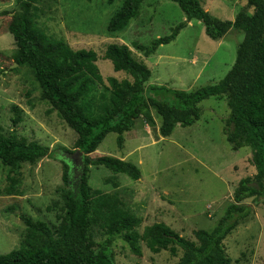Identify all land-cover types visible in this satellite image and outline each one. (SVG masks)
<instances>
[{
	"label": "rangeland",
	"instance_id": "374dc122",
	"mask_svg": "<svg viewBox=\"0 0 264 264\" xmlns=\"http://www.w3.org/2000/svg\"><path fill=\"white\" fill-rule=\"evenodd\" d=\"M24 1L0 0V131L37 140L49 146L53 155L36 163H23L15 171L0 164V253L18 248L24 239L26 225L21 213L51 224L59 222L58 213L65 203L60 157L66 149H77L76 131L42 98L33 69L16 64L18 47L9 24L23 11ZM123 1L36 0L31 12L38 27L51 38L62 39L73 49L95 50L105 79L132 78L126 71H116L105 57L111 43L127 44L133 56L148 65L152 74L147 86L194 90L219 82L234 65L245 32L232 28L223 38L214 40L206 34L201 20L188 21L173 0H144L140 15L129 27L110 34L109 19ZM201 2L222 19L233 20L245 7L253 12L247 7L248 0ZM182 22L186 25L177 37L150 56L137 48V43L150 45L154 39L171 34ZM107 85V81L96 82L85 98L97 111L110 99ZM227 100L226 94L206 98L199 104L200 119L188 126L178 124L169 136L160 134L162 118L153 109L154 125L139 118L135 127L124 133L122 146L117 142L118 133L110 132L96 151L86 155L92 161L85 172L90 193L108 195L129 213L128 225L122 229L101 227L91 215L87 234L91 248L97 249L109 239L117 264H176L183 250L178 248L177 254L152 251L142 239L146 226L165 222L189 239H195V230L216 226L234 201L240 180L256 174L251 148H235L227 140L226 120L231 113ZM14 104L21 109V120L16 125ZM106 159L121 166L113 168L104 162ZM80 174L78 166L73 173L75 180ZM12 175L18 176L20 183L16 194L8 195L6 188ZM243 203L251 204L252 212L224 240L226 252L232 264H264V204L253 198Z\"/></svg>",
	"mask_w": 264,
	"mask_h": 264
},
{
	"label": "trees",
	"instance_id": "16d2710c",
	"mask_svg": "<svg viewBox=\"0 0 264 264\" xmlns=\"http://www.w3.org/2000/svg\"><path fill=\"white\" fill-rule=\"evenodd\" d=\"M33 1L36 0L24 1L23 11L9 24L18 47L15 61L33 69L42 98L76 131V148L85 155L84 165L80 167L79 179L75 180L73 173L77 167L67 154L72 152L66 149V153H61L65 203L58 213L59 222L51 224L21 213L26 235L18 248L0 253V264H117L109 239L97 249L89 246L88 229L93 219L104 228H126L129 213L108 195L99 191L90 193L85 172L92 161L86 155L96 151L110 132L118 133L117 142L122 146L124 133L132 130L139 118L154 125L153 109L162 118L160 134L169 136L178 124L188 126L200 119V102L223 94L227 95L231 110L226 120L227 140L235 148H251L256 174L240 180L234 201L229 203L213 229L195 230V239H189L165 222H156L145 227L142 239L154 252L170 250L177 254L181 248L183 254L176 264H232L224 240L252 212V205L243 201L253 198L264 204V0H248L247 7L253 8V12L245 7L233 20L214 15L201 0H173L186 13L188 21L201 20L206 34L214 40L223 38L232 28L245 32L235 63L225 77L194 90L147 86L152 71L133 56L127 44H109L105 57L112 61L116 71H126L132 78L120 80L108 76L105 79L95 50L73 49L64 40L53 39L38 27L31 12ZM108 2L112 4L115 0ZM143 2L124 0L110 17L107 31L116 34L126 30L132 19L140 15ZM185 25V22L176 25L171 34L154 39L150 45L137 43L136 46L150 56L162 44L174 40ZM106 81L111 96L97 111L85 98L96 82L104 84ZM12 108L17 113L13 117L16 125L21 120V109L15 104ZM50 155H53L50 147L37 140H28L16 132L0 131V164L12 171L20 170L23 163H36ZM104 162L116 169L121 166L111 159ZM19 183L18 176H10L6 193L16 194Z\"/></svg>",
	"mask_w": 264,
	"mask_h": 264
},
{
	"label": "water",
	"instance_id": "95a60500",
	"mask_svg": "<svg viewBox=\"0 0 264 264\" xmlns=\"http://www.w3.org/2000/svg\"><path fill=\"white\" fill-rule=\"evenodd\" d=\"M83 156H84V153L80 149H77L74 152L70 153L69 157H72L71 159H72L73 166L77 168L79 166L82 168L84 165ZM77 168H75V170H77ZM76 176H77V171H76Z\"/></svg>",
	"mask_w": 264,
	"mask_h": 264
},
{
	"label": "crops",
	"instance_id": "0c3cea01",
	"mask_svg": "<svg viewBox=\"0 0 264 264\" xmlns=\"http://www.w3.org/2000/svg\"><path fill=\"white\" fill-rule=\"evenodd\" d=\"M238 13V12H237Z\"/></svg>",
	"mask_w": 264,
	"mask_h": 264
}]
</instances>
